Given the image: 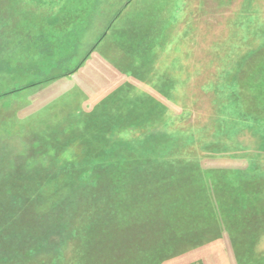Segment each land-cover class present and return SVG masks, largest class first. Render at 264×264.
Listing matches in <instances>:
<instances>
[{
	"label": "rangeland",
	"instance_id": "374dc122",
	"mask_svg": "<svg viewBox=\"0 0 264 264\" xmlns=\"http://www.w3.org/2000/svg\"><path fill=\"white\" fill-rule=\"evenodd\" d=\"M262 67L264 0H0V264H264Z\"/></svg>",
	"mask_w": 264,
	"mask_h": 264
},
{
	"label": "trees",
	"instance_id": "16d2710c",
	"mask_svg": "<svg viewBox=\"0 0 264 264\" xmlns=\"http://www.w3.org/2000/svg\"><path fill=\"white\" fill-rule=\"evenodd\" d=\"M262 68H264V67H262ZM75 70H77V69H75ZM74 72V71H73ZM124 228V226L123 227H117V226H113L112 227V229H111V235H114V234H116V233H119L118 235L120 236V238L121 239H126V236H127V234L128 233H126L125 231L123 232V229ZM133 228V227H132ZM133 230H137V229H133ZM68 262L69 261H65L64 263H62V264H68Z\"/></svg>",
	"mask_w": 264,
	"mask_h": 264
}]
</instances>
